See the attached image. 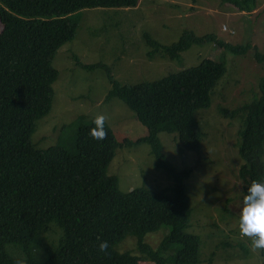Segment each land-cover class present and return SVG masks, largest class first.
<instances>
[{
  "label": "trees",
  "instance_id": "1",
  "mask_svg": "<svg viewBox=\"0 0 264 264\" xmlns=\"http://www.w3.org/2000/svg\"><path fill=\"white\" fill-rule=\"evenodd\" d=\"M239 12H252L256 0H220ZM138 0H0V264H196L200 243L186 232L189 204L185 181L190 171H176L161 152L159 135L175 134L180 151H195L202 138L195 111L208 108L213 88L225 73L224 63L206 57L197 66L168 74L157 81L121 85L108 71L111 89L105 101L117 99L145 128L135 142L117 141L104 120L103 140L89 130L94 117L82 116L74 138V151L53 146L35 149L31 136L35 122L45 116L53 98L57 72L55 52L74 39L75 14L84 9H129ZM184 32L177 42L163 46L147 35V58L163 53L170 59L192 44L212 41ZM250 47L230 46L232 53ZM263 75L258 95L223 116L242 114L238 152L242 160L237 177L242 192L253 180L264 179V55L253 48ZM82 69L94 66L81 65ZM145 143L153 168L168 186L121 193L107 168L117 148ZM52 221V222H50ZM52 224L64 231V243L43 262L33 257L35 239ZM169 232L152 250L143 243L147 233L161 226ZM128 236L135 238L138 255L115 248ZM39 237V239H40ZM106 248L99 252L97 244ZM180 245L172 254L169 247ZM264 258V249H259Z\"/></svg>",
  "mask_w": 264,
  "mask_h": 264
},
{
  "label": "rangeland",
  "instance_id": "2",
  "mask_svg": "<svg viewBox=\"0 0 264 264\" xmlns=\"http://www.w3.org/2000/svg\"><path fill=\"white\" fill-rule=\"evenodd\" d=\"M256 6L252 12H239L220 0H138L136 7L129 9L78 11L74 39L60 47L52 59L57 78L51 86L50 110L35 122L31 136L35 149L61 146L74 151L76 129L83 121L77 120L103 115L117 141L135 142L145 136V128L119 100L105 101L112 87L106 71L117 83L132 85L197 66L206 57L223 61L225 73L211 92L209 107L194 113L202 134L198 149L180 151L175 134L159 135L161 152L173 168L190 171L184 183L189 204L186 232L199 239L196 264H264L259 249H252L248 238L236 229L242 194L237 174L242 164L238 148L243 115L221 114V110H235L258 95L263 70L253 57V48L264 55V0H256ZM184 32L213 40L192 44L178 59L163 53L147 58L145 35L170 46ZM247 44L250 48L244 53L228 49ZM81 65L94 67L82 69ZM152 164L145 143L123 145L115 150L107 175L116 178L121 193L135 188L161 190L169 181ZM56 224L50 223L40 239H35L33 257L38 263L64 243V231ZM168 232L169 227L163 225L142 241L156 250ZM179 247L172 245L166 254ZM115 250L139 254L131 236Z\"/></svg>",
  "mask_w": 264,
  "mask_h": 264
},
{
  "label": "clouds",
  "instance_id": "3",
  "mask_svg": "<svg viewBox=\"0 0 264 264\" xmlns=\"http://www.w3.org/2000/svg\"><path fill=\"white\" fill-rule=\"evenodd\" d=\"M103 115L95 116L91 123L89 136L93 140H103L105 136ZM236 229L241 237L248 238L252 249H264V179L251 181L242 192L236 212ZM106 243L97 244L103 252Z\"/></svg>",
  "mask_w": 264,
  "mask_h": 264
}]
</instances>
